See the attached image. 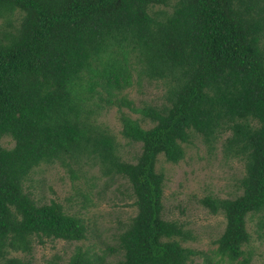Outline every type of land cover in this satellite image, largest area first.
Here are the masks:
<instances>
[{"label":"trees","instance_id":"1","mask_svg":"<svg viewBox=\"0 0 264 264\" xmlns=\"http://www.w3.org/2000/svg\"><path fill=\"white\" fill-rule=\"evenodd\" d=\"M134 79L159 82L163 101L135 108L125 93ZM112 107L140 146L133 163L97 121ZM196 138L244 166L239 195L200 201L225 220L212 256L183 246L190 233L162 217L157 159L178 163ZM54 164L73 180L89 164L130 185L136 214L108 249L119 264H248L247 220L264 227V0H0V264L86 238L84 219L25 189ZM68 264L109 263L78 249Z\"/></svg>","mask_w":264,"mask_h":264},{"label":"rangeland","instance_id":"2","mask_svg":"<svg viewBox=\"0 0 264 264\" xmlns=\"http://www.w3.org/2000/svg\"><path fill=\"white\" fill-rule=\"evenodd\" d=\"M125 93L135 108H141L143 104H160L164 91L159 82L148 83L145 80L137 84L134 79L133 85ZM123 112L132 119L140 120L142 127L151 126L148 121H142L139 114L126 109ZM97 121L113 135L122 160L135 162L141 151L140 146L130 143L120 134L117 109L112 107L101 113ZM1 145L9 149L13 143L4 138ZM183 146L185 154L178 163L166 162L163 156L157 159L156 170L165 176L162 217L181 224L183 230L190 233L191 239L183 242V246L212 256L217 249L215 242L224 230L225 220L221 214L209 213L200 201L207 196L227 199L239 195L238 181L243 176L244 166L238 160L224 159L220 143L214 152H209L199 138ZM76 174L78 179L73 180L71 174L60 165H43L30 176L25 189L38 205L56 202L66 214L84 219L88 229L86 238L79 242L48 241L44 245H35L29 257L23 253H12L10 256L23 259L28 264H68L80 249L88 250L93 257H103L105 263L119 264L122 260L120 251L110 253L108 249L117 247V235L136 214L131 187L119 176L100 175L98 168L89 164ZM84 195L89 201L85 200ZM256 223V217L247 220L251 240L244 248V257H249L248 264H264V227L259 229ZM203 260L204 255L194 259L195 264H203ZM221 264L230 263L224 261Z\"/></svg>","mask_w":264,"mask_h":264}]
</instances>
